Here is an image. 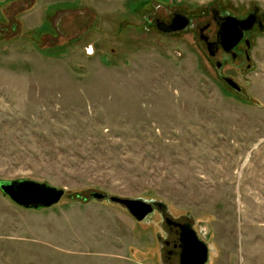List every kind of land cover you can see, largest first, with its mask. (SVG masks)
Instances as JSON below:
<instances>
[{"label":"rangeland","instance_id":"1","mask_svg":"<svg viewBox=\"0 0 264 264\" xmlns=\"http://www.w3.org/2000/svg\"><path fill=\"white\" fill-rule=\"evenodd\" d=\"M255 8L264 0H0V184L66 193L25 209L0 189V264H169L158 211L137 222L75 198L92 192L164 203L209 246L207 264H264V32L241 71L195 29L155 27Z\"/></svg>","mask_w":264,"mask_h":264},{"label":"water","instance_id":"2","mask_svg":"<svg viewBox=\"0 0 264 264\" xmlns=\"http://www.w3.org/2000/svg\"><path fill=\"white\" fill-rule=\"evenodd\" d=\"M177 19L178 21L172 29H184L188 24L187 19L180 16ZM227 20L220 35L225 42L224 47L231 50L240 42L244 30H247V25H250L251 20L250 18L242 21L235 18H228ZM227 83L237 93L242 90L233 80L227 79ZM0 189L12 202L25 209L51 208L57 205L66 195L64 190L27 180L2 182ZM76 198L83 201L88 199L107 200L125 208L137 222H143L153 214L155 206L165 205L162 202L122 198L100 192H92L88 195V198L80 196H76ZM179 227L181 228L179 264H207L210 257L209 246L200 239L191 223L179 225Z\"/></svg>","mask_w":264,"mask_h":264},{"label":"flooded vegetation","instance_id":"3","mask_svg":"<svg viewBox=\"0 0 264 264\" xmlns=\"http://www.w3.org/2000/svg\"><path fill=\"white\" fill-rule=\"evenodd\" d=\"M211 14H212V21L205 24L204 26L194 25V20L190 16L182 15V14H174L170 18V20H168V22L157 19L155 21V27L157 30H159L164 34H176V33L184 32L189 28L190 29L193 28L195 29V32L199 34L200 41L204 43V45L206 46V50L209 56H211L212 58H216L218 53L221 51L222 54L231 57V59L234 62H241L240 63L241 71H242V66H244L243 71L251 70L252 57L250 51L252 48V38L254 37L256 32H261V33L264 32V14L261 13L258 8H255L253 12L249 13L244 17L223 15L220 14L218 10H213ZM179 16L186 18L188 24L184 29L173 30L172 28L176 25L178 21L177 17ZM228 18H235L240 21L249 18L251 20L250 25L249 24L247 25V30H244L243 32L242 39L231 50L226 49L224 47L225 42L220 35L224 25L228 21L227 20ZM214 24L217 27V30H216L215 38H212L208 34L210 33V30L212 29V26ZM242 59H244V61H242ZM216 68L218 69L219 72H221L223 69V64L220 61H217ZM220 77L227 85H228L227 79L233 80L237 84V82L231 76L220 73ZM240 92H242V90ZM155 211H158L161 214L164 224L166 226V229L164 230L165 240H161V242H163L164 246L166 247L165 260L169 264H173L176 261L179 263L180 235H181V228L179 227V225H184L186 223H191V222L190 221L182 222V221L174 220L167 212V207L165 205L155 206L154 212Z\"/></svg>","mask_w":264,"mask_h":264},{"label":"trees","instance_id":"4","mask_svg":"<svg viewBox=\"0 0 264 264\" xmlns=\"http://www.w3.org/2000/svg\"><path fill=\"white\" fill-rule=\"evenodd\" d=\"M76 196H80V195H76ZM76 196H75V198H76ZM81 197V196H80ZM77 199V198H76Z\"/></svg>","mask_w":264,"mask_h":264}]
</instances>
